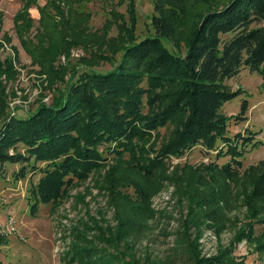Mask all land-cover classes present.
Wrapping results in <instances>:
<instances>
[{
    "label": "trees",
    "instance_id": "trees-1",
    "mask_svg": "<svg viewBox=\"0 0 264 264\" xmlns=\"http://www.w3.org/2000/svg\"><path fill=\"white\" fill-rule=\"evenodd\" d=\"M21 1L17 36L54 95L21 114L4 110L0 94V175L8 162L21 165L17 177L42 171L31 187L35 211L41 201L59 203L73 185L91 178L113 211L112 221L107 209L94 214L87 208L71 224L67 264H242L245 257L235 250L243 240L263 251L264 161L242 168L254 135L228 132L231 117H243L221 107L242 92L227 84L242 67L264 77V0H154V31L145 36L136 33L135 0H122L125 11L113 6L102 28L90 24L89 0ZM32 5L39 8L38 24ZM113 25L117 31L109 35ZM76 46L86 50L80 57L86 66L106 59L115 64L81 69L71 63ZM12 56L0 51V74L14 69ZM197 144L230 159L168 171L171 157ZM167 183L187 211L166 253L139 254L137 244L153 220L163 213L176 217L153 204ZM87 195L76 196L86 201ZM242 208L243 217L236 212ZM228 227L233 235L223 244ZM205 230L217 236L213 252L203 248Z\"/></svg>",
    "mask_w": 264,
    "mask_h": 264
},
{
    "label": "rangeland",
    "instance_id": "rangeland-1",
    "mask_svg": "<svg viewBox=\"0 0 264 264\" xmlns=\"http://www.w3.org/2000/svg\"><path fill=\"white\" fill-rule=\"evenodd\" d=\"M46 0H39L44 4ZM21 0H0V16L2 27H0V51L3 57L12 54L14 69L9 72H2L0 80L3 85L0 87L1 96L6 99V108L12 113H25L39 103V101H51L53 88L48 87V80L45 74H41L39 67L33 63L31 56L21 44L17 36L14 16L21 6ZM137 29L139 36H145L154 31L151 16L155 13L154 0H135ZM86 10L91 11L90 24L92 28H102L106 19L110 16V9L116 6L117 9L126 10V3L122 0H89L86 2ZM31 13L39 17V8L32 5ZM0 23V26H1ZM35 30V28H34ZM115 25L108 34H115ZM71 63L82 68L94 66L102 70L112 67L115 63L110 60L92 61L89 66L84 64L81 56L87 54L82 46L72 48ZM80 58V59H79ZM63 61L67 59L62 55ZM69 74L67 73L66 76ZM263 74L258 70L242 67L236 75L227 79V84L232 89L241 87L242 92L235 97L226 100L221 111L227 114L241 112L242 119L231 117L228 124V132L231 134L238 131L243 134H253V141L247 145L246 152L242 157L244 165L242 168L253 164V162L264 161V85ZM243 102L247 104V110H243ZM163 135H167V128H160ZM159 137L157 144L160 143ZM222 144V142H221ZM218 159L221 163L230 159L229 154L217 157V150L210 149L201 144L195 145L191 150L181 157H171L168 160L169 172L174 166L190 162L193 166L209 163L212 159ZM18 163L8 162L5 164L7 171L0 175V222L5 223L9 215H14L17 231L9 235L0 236V264H67L65 251L72 239L70 226L78 222L82 216H86L87 208L96 214L99 207L107 209L106 215L112 219L113 211L107 206V197L98 191L91 178L86 181L77 182L71 187V195L61 199L59 203L40 202L37 211L31 209L33 194L32 185L42 175V171L28 170L25 175L17 177L16 171L20 170ZM175 186L167 183V186L155 195L153 204L163 211L172 210L176 217H170L163 213L153 220V227L140 239L137 244L139 254L147 251L153 254L167 252L173 239L171 233L179 224L181 212L187 211V206L177 205L174 195ZM84 191L86 201L78 199L77 193ZM171 212V213H172ZM237 214L243 217L244 209H237ZM178 218V219H177ZM262 224H257V231L262 230ZM232 227L226 228L222 233V243L227 244L233 235ZM203 236V248L206 252L217 250V236L210 230H205ZM255 245L243 240L237 245L236 256L240 259L245 257L242 264H264V250L255 249ZM73 264V263H69Z\"/></svg>",
    "mask_w": 264,
    "mask_h": 264
},
{
    "label": "built area",
    "instance_id": "built-area-1",
    "mask_svg": "<svg viewBox=\"0 0 264 264\" xmlns=\"http://www.w3.org/2000/svg\"><path fill=\"white\" fill-rule=\"evenodd\" d=\"M16 219L14 215H9L7 221L5 223L0 222V236L3 235H9L10 233L16 232L17 231V225H16Z\"/></svg>",
    "mask_w": 264,
    "mask_h": 264
}]
</instances>
